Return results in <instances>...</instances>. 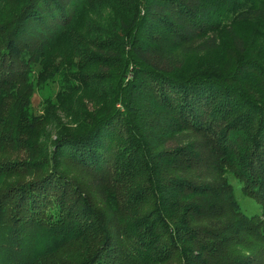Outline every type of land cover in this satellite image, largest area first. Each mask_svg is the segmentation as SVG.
<instances>
[{
  "label": "trees",
  "instance_id": "1",
  "mask_svg": "<svg viewBox=\"0 0 264 264\" xmlns=\"http://www.w3.org/2000/svg\"><path fill=\"white\" fill-rule=\"evenodd\" d=\"M229 174L264 213V0H0V264H264Z\"/></svg>",
  "mask_w": 264,
  "mask_h": 264
},
{
  "label": "rangeland",
  "instance_id": "2",
  "mask_svg": "<svg viewBox=\"0 0 264 264\" xmlns=\"http://www.w3.org/2000/svg\"><path fill=\"white\" fill-rule=\"evenodd\" d=\"M36 64L39 66V63ZM35 74H37V72H35ZM57 90L58 84L52 80L44 81L41 84H36L32 102L34 110L38 113H42L47 104H54L57 101ZM65 119L68 120V118ZM78 175H81V172H78ZM228 177L229 181L234 186V193L236 199L238 200L239 206L241 207L242 213L247 217L260 216L264 219V213L260 203L255 198L249 196L243 191L241 184L238 182L235 176L229 174ZM4 181L6 182L4 177H0V188L5 187L6 183L2 186ZM82 184L86 188L83 181ZM89 188L90 192L94 194L93 196L96 199H99V196L96 194V192L91 190L93 188L91 186H89ZM90 242H92V240L87 239L85 243L79 246V242H74L71 244H66L63 242L60 245L55 246L52 244L54 242H51L50 238H47L44 239L41 246L39 245L37 248L40 255L43 253L42 257L47 255L44 259V264H72L80 251H83ZM39 264H42V260L39 262Z\"/></svg>",
  "mask_w": 264,
  "mask_h": 264
}]
</instances>
